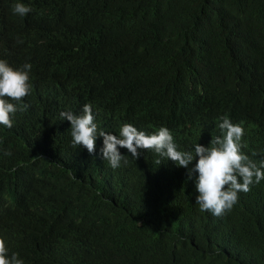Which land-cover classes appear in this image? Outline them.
Wrapping results in <instances>:
<instances>
[{"label": "trees", "instance_id": "1", "mask_svg": "<svg viewBox=\"0 0 264 264\" xmlns=\"http://www.w3.org/2000/svg\"><path fill=\"white\" fill-rule=\"evenodd\" d=\"M18 2L32 11L13 14ZM82 4L48 27V0H0V60L31 64L45 98L34 124L5 139L0 234L43 230L41 246L51 232L65 235L85 248L72 264H264V209L242 211V220L232 212L231 226L200 210L189 183L171 180L160 182L171 203L160 202L141 162L106 168L115 198L102 201L87 194L79 173L55 163L54 152L64 163H79V153L45 132L47 122L65 123L60 113L87 100L110 128L129 120L176 136L206 115L239 120L253 104L264 110V0ZM93 47L101 53L82 57Z\"/></svg>", "mask_w": 264, "mask_h": 264}, {"label": "clouds", "instance_id": "2", "mask_svg": "<svg viewBox=\"0 0 264 264\" xmlns=\"http://www.w3.org/2000/svg\"><path fill=\"white\" fill-rule=\"evenodd\" d=\"M82 2L48 0L53 14L48 27L74 15ZM31 11L19 2L12 8L20 17ZM101 51L93 47L82 57H95ZM31 67L29 63L18 67L0 60V157L7 147L5 139L15 136L23 124H34L44 107L42 86L40 82L34 84ZM243 115L239 120L228 115L215 120L206 115V123H189L188 127L196 130L176 136L166 127L143 129L129 120L110 128L103 123L96 103L87 100L60 113L65 123L47 122L45 132L54 141L66 140L79 153V163H64L54 152L55 163L68 166L70 174L79 173L81 181L87 183V194L96 193L97 199L112 201L115 183L106 168L120 172L141 162L160 202L166 197L171 203L168 190L160 187L161 181H176L182 188L187 182L202 212L217 219L226 217L232 226V212L242 220V211L258 214L264 209V110L253 104ZM5 190L8 192L6 186ZM45 237L43 230L22 238L0 234V264H72L73 257L85 249L55 232L41 246Z\"/></svg>", "mask_w": 264, "mask_h": 264}]
</instances>
